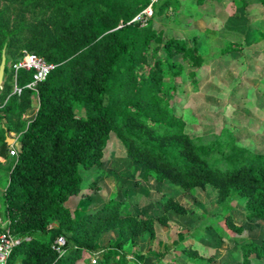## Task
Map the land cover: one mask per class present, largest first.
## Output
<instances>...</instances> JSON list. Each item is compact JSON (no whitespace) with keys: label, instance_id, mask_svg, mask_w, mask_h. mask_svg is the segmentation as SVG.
<instances>
[{"label":"trees","instance_id":"16d2710c","mask_svg":"<svg viewBox=\"0 0 264 264\" xmlns=\"http://www.w3.org/2000/svg\"><path fill=\"white\" fill-rule=\"evenodd\" d=\"M151 2L0 0V63L4 48L7 56L0 88V175L9 170L3 192L8 222L0 233L9 230L20 239L8 264H68L83 251H102L97 264H109L114 249L98 244L104 233L118 229L121 246L146 232L154 237L156 221L168 223L167 214H124L113 200L76 219L67 203L82 191L81 168L101 164L112 132L158 181L185 190L211 185L219 202L236 190L246 200L247 218L264 220V153L239 145L230 132L203 137L186 131L183 116L171 106L167 78L181 76L178 56L196 69L205 59L195 42L131 22ZM158 2L153 6L161 14L166 4ZM26 52L57 65L36 90L26 87L32 71L14 69ZM36 102L33 119H26ZM13 133L18 144L9 145ZM164 207L187 213L174 198ZM59 237L66 239L62 256L54 248ZM241 248L238 264H254V257L264 264V240ZM185 252L199 256L194 248Z\"/></svg>","mask_w":264,"mask_h":264},{"label":"rangeland","instance_id":"374dc122","mask_svg":"<svg viewBox=\"0 0 264 264\" xmlns=\"http://www.w3.org/2000/svg\"><path fill=\"white\" fill-rule=\"evenodd\" d=\"M158 2V0H152ZM151 2V3H152ZM163 13L154 10L149 23L168 37L185 39L199 46L204 65L193 68L179 56L182 74L167 78L174 111L183 116L186 131L211 137L230 132L239 145L264 153V4L261 0H159ZM154 8V6H153ZM196 73L195 76L191 72ZM37 102L25 117L32 120ZM16 134V133H13ZM82 191L68 205L76 219L110 201H119L121 211L148 219L167 214L168 223L156 221L150 232L118 246V229L104 233L98 244L113 248L109 264H144L140 256L156 264H238L241 245L264 240V220L248 219L246 200L236 190L219 202L216 188L185 190L161 182L127 154L115 132L104 149L100 165L81 168ZM9 170L0 175V231L8 220L4 215L3 192ZM178 200L187 210L166 211L167 199ZM240 228L232 229L228 220ZM208 225H211L208 227ZM194 248L199 256L185 249ZM102 261L103 252L83 251L68 264ZM158 259H161L159 261ZM254 264L258 260L254 257Z\"/></svg>","mask_w":264,"mask_h":264},{"label":"built area","instance_id":"2783aa9c","mask_svg":"<svg viewBox=\"0 0 264 264\" xmlns=\"http://www.w3.org/2000/svg\"><path fill=\"white\" fill-rule=\"evenodd\" d=\"M154 13L153 2L149 4L143 11L137 14L131 22L140 23L142 26L149 24L150 19ZM56 64L47 61L44 57L26 52L23 58L14 65L16 71L20 69H25L32 71V80L27 84L26 87L36 90L41 82L47 79L49 74L56 68ZM16 92L21 93L22 88L16 87ZM15 148H11V154L15 155ZM20 243V239L14 236L9 230L2 231L0 233V264H8L9 257L16 245ZM66 244V239L64 237H59L54 248L59 252L60 256L65 254V249L63 248ZM93 264H97L96 258L92 260Z\"/></svg>","mask_w":264,"mask_h":264},{"label":"water","instance_id":"95a60500","mask_svg":"<svg viewBox=\"0 0 264 264\" xmlns=\"http://www.w3.org/2000/svg\"><path fill=\"white\" fill-rule=\"evenodd\" d=\"M6 67H7V56H6V48L3 49L2 52V60L0 63V88L3 87L6 78ZM16 139L13 137H7V142L9 145H13Z\"/></svg>","mask_w":264,"mask_h":264},{"label":"crops","instance_id":"0c3cea01","mask_svg":"<svg viewBox=\"0 0 264 264\" xmlns=\"http://www.w3.org/2000/svg\"><path fill=\"white\" fill-rule=\"evenodd\" d=\"M29 111V110H28ZM26 119H28V117H25ZM29 120V119H28ZM13 135V138L16 139L15 143L14 144H18V138H17V134H12ZM13 144V145H14ZM3 163L6 165V161H3Z\"/></svg>","mask_w":264,"mask_h":264}]
</instances>
